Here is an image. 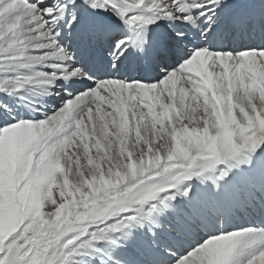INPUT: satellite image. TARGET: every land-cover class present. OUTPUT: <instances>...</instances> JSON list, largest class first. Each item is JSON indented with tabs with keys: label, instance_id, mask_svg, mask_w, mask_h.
I'll list each match as a JSON object with an SVG mask.
<instances>
[{
	"label": "snow or ice",
	"instance_id": "snow-or-ice-1",
	"mask_svg": "<svg viewBox=\"0 0 264 264\" xmlns=\"http://www.w3.org/2000/svg\"><path fill=\"white\" fill-rule=\"evenodd\" d=\"M0 264H264V0H0Z\"/></svg>",
	"mask_w": 264,
	"mask_h": 264
}]
</instances>
